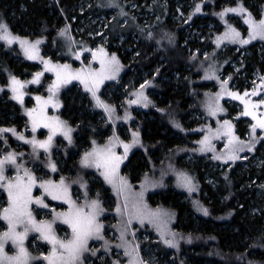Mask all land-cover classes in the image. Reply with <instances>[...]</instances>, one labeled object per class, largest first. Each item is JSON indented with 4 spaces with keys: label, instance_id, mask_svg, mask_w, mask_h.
Listing matches in <instances>:
<instances>
[{
    "label": "rangeland",
    "instance_id": "obj_1",
    "mask_svg": "<svg viewBox=\"0 0 264 264\" xmlns=\"http://www.w3.org/2000/svg\"><path fill=\"white\" fill-rule=\"evenodd\" d=\"M170 6L174 9L169 12ZM197 6L199 5H193L186 0H76L72 10L64 12V9L59 7L63 17L62 19L57 17L59 23L55 22L52 27L49 26L53 30L52 36L49 37L51 41L46 37L49 28L41 33L22 30L19 26L16 27L19 29H15L14 25L17 23L15 20L10 19L13 22L11 25L5 18H0V22L7 23L14 35L25 39L26 46L40 41L36 45L38 58L31 59L25 48L21 47L20 41L7 44L6 41L0 40V46L3 45L0 47L3 49L1 51L7 53L3 58L9 62V65H2L0 72V103H11L18 116L20 109L12 103L15 94L9 86L12 76L23 82L20 90L31 92L32 87L25 90L23 86L28 85L35 73L39 71L48 73L49 75L42 76L43 78L46 76L42 96L43 98L52 96L54 104L59 106L60 100L53 94V90L45 88L52 86L53 81L55 83L57 81L56 72L49 70L45 66V61H51L52 65L56 66L67 65L68 68L66 70L61 68V71L73 74L79 70H83L84 73L90 70L99 72L101 61L98 57L103 58L106 65L112 60L113 55L119 61L118 70L112 71L109 68L103 81L96 87V96L112 106L111 118L109 112L100 107L92 95L91 89L94 85L91 80L87 87L82 79H71L59 86L65 88L64 92L71 100V105L74 102L82 103L81 108L88 119L87 122L92 124L85 129V121L79 125L72 120L73 124H76L73 127L75 133L82 134V138L87 134L91 144H88L90 143L88 140L81 145L82 142H78V134H75L79 146L74 150L76 152H69L64 157L63 150L67 149L65 142L75 143L72 133L71 140L68 136L63 138L65 142L61 141L53 157L63 161L70 158L69 162L75 166L78 163L79 151L88 144L89 147L81 154L82 160L84 154L92 153L93 149H108L122 158L112 175L115 184L110 183L105 177V168L102 165L98 167L94 161L81 165L79 181H83L86 169L95 188L93 194L87 195V201L81 208L85 212H90L91 201H99L97 219L103 227L99 235L89 238L77 264H129L130 261L139 264L141 260L144 264H192L188 252L191 254L202 252L196 249L187 250L189 247H195L193 246L195 238L201 237L196 235L201 228L196 216L204 219L211 218L208 217L210 214L213 216L210 208L213 200L208 190H203V185L215 191L221 181H224L227 188L232 187L230 191L236 190L255 198L251 201V211L257 213L259 211L255 207V200L262 203L264 208V129L257 127L253 132L252 125L257 121L252 115L247 114L248 111H253L256 116L264 117V104L257 103L264 100V68L261 69L254 64V56L260 61L264 59V37L257 35L249 38L252 31L249 20L258 23L264 19L262 7L257 9L259 12L257 15L251 10L255 6L254 3L245 7L248 12H225V9L238 8L234 0H226L222 9L218 11V17L216 14L213 16L218 22H213L206 21L205 14H198ZM249 12L251 16L248 15ZM194 13L198 14L197 17L191 18ZM241 16L243 19L240 20ZM166 19L178 32L181 47L188 55L196 56L201 53V60L194 68L187 66L178 72L169 70L164 52L169 51L173 41L171 44L169 41L165 50H162L161 46H154L144 59H139L142 52L137 44L142 40V33L146 30L149 32L155 26L166 22ZM196 19L199 21L195 22ZM240 26L245 28L244 33ZM230 28H235L240 35L226 38V33L231 35ZM209 34L210 41L206 43ZM241 40H248V43H242ZM254 44H257L255 55L249 47ZM101 49L104 50L103 53ZM156 56L154 65L149 69L140 62ZM50 77L53 81H47ZM146 81L148 83H145ZM163 84L174 91L187 85L190 91L195 88L201 94L198 96L194 94L193 99L185 103L186 130L183 132L174 125L178 130L169 135L177 136L178 145L161 149L157 144L148 141L149 138L145 137L144 131L150 122L156 120L154 111H163L166 118L175 116L166 109L172 102L164 105L160 103V99L164 98ZM41 89L37 88L36 94H40ZM245 101H248L247 105ZM54 104L52 109L58 110V106ZM253 104H256L255 108L252 107ZM154 105L158 108L156 106L155 109ZM209 106H218L215 114H212ZM23 109L27 112L26 109L30 108L24 106ZM64 110L68 112V105L65 104ZM1 116L2 126L13 124L17 131L20 129L25 132L26 129L28 134L32 132L19 117L15 121L4 123ZM73 117L71 115L72 119ZM225 121L229 123L225 124ZM158 126L161 127V123ZM85 130L86 133L83 132ZM8 136V133H4L0 138V159L7 153H15L16 159L19 160L27 158L28 150L23 148L20 142L10 144ZM6 138L9 140L6 141ZM125 144L129 146L127 152ZM175 148L177 151H174ZM158 149L161 151L156 155ZM135 154L140 157L143 164L139 176L133 174L129 165ZM45 156L43 155L44 159L51 158L47 154ZM233 156L236 158L233 159ZM39 167L41 166H38L36 171L34 167L32 170L42 181L46 176L42 170L39 171ZM198 167L202 176L197 172ZM249 170L259 172L261 177L251 180L249 175H244ZM17 173H20L19 170L11 167L10 161H6L4 175L13 179L11 176L15 177ZM185 175L191 178V186L186 185ZM235 176H239L240 179L245 176V179L239 185L234 183L232 186L231 180ZM121 177L127 181L126 189L119 188ZM176 192L180 193L178 201L191 210L190 229L186 228L187 225L180 219L178 209L172 206V203L166 204L160 199L165 193L166 197L169 195L172 198ZM77 197L80 198L78 201H85L80 194ZM225 201L226 199L220 204L224 206ZM238 206L239 203L236 201L231 206L229 214H235ZM54 207H58L52 212L56 213L53 220H50L52 226H58L55 231L53 230L54 233L60 240L70 239L71 225L65 223L57 214L67 212L72 205L56 204ZM117 208L120 210L117 211ZM202 208L208 209L207 214L201 210ZM227 213L226 211L220 215L218 221L226 222ZM38 215L41 218L39 213ZM34 217L39 221L37 215ZM64 229L70 235L67 239H64L61 233ZM17 230L22 231L23 227ZM3 231L5 230L0 224V232ZM34 238L35 242L32 243L39 244V254L34 253L32 245L31 247L29 245L30 240ZM165 239H173L174 243L165 244ZM24 245L32 256L36 257L30 264H48L44 256L51 252L53 246L49 241L42 239L39 232L29 231ZM4 250L8 253L17 251L11 241L5 243ZM41 253L44 256H41Z\"/></svg>",
    "mask_w": 264,
    "mask_h": 264
},
{
    "label": "trees",
    "instance_id": "obj_2",
    "mask_svg": "<svg viewBox=\"0 0 264 264\" xmlns=\"http://www.w3.org/2000/svg\"><path fill=\"white\" fill-rule=\"evenodd\" d=\"M75 1L76 0H0V18H5V20L8 23H11V25H13V22L10 19L15 20L17 22L14 25L15 29H19L16 28L17 26H19L20 28H22V30L27 29L28 31H39L41 33L44 32L43 30L49 28V31L47 33L48 36L46 37L49 41H51L49 37L52 36L53 30H51L50 27H52L51 25L55 22L59 23V21H57V17H60L61 19L63 17V15L60 13V8L64 9V12L72 10L73 6H75ZM186 1H190L191 3H193V5H199L200 10L198 11V14H205L206 21L212 20L213 22H218V20L213 16L216 14V16L218 17V11H220L223 7V4L226 3V0ZM253 3L255 4V6H253L251 10L256 12L257 15L259 13L257 9L259 7H262L261 13L263 17L264 0H234V4H236L238 7H240V5L242 4L244 8L246 6L249 7L248 5ZM168 9L170 12L174 8L170 6V8ZM59 14H61V16H59ZM197 15L196 13H194L193 15H191V18H196ZM241 19H243L242 16L240 20ZM198 21L199 19L195 20V22ZM240 29L242 32L243 30H245V28H241V26ZM147 31L148 30L142 33V40L137 44V47L142 52L139 59H144L146 55L151 52L154 46H161V49L165 50V46L169 44V41L170 44L173 41L174 43L171 44V48L169 49V51H161L165 53L164 55L166 57L167 65L171 72L182 71L181 69L187 66H192V68H194L195 65L200 62L201 53L197 54L196 56L188 55L187 52L181 47L178 32L171 27L170 21H168L167 19L166 22H163L159 26H155L149 32ZM209 41L210 34L208 35L206 43H208ZM256 45L257 44L249 46L251 47L253 55L257 53ZM0 47H3V45H1ZM1 50L3 49L0 48V72L2 70L3 64L9 65V62L3 58L5 55H7V53ZM256 57L257 56H254V64H256V66L260 67L261 69L264 68V59L260 61ZM156 58L157 56L155 58H149L148 60H145V62H140L146 69H149V67H152V65H154L153 62L156 60ZM163 85L164 87H162V89L164 90V98L160 99V103L164 105L166 103L172 102V105L166 109L169 110L171 115L174 114L175 116H168L169 118H166L163 111H154L153 113L156 116V120L150 122L146 131H144L145 137L147 139L149 138L148 141L150 140L151 143L157 144L161 149L165 147L172 148L173 146L178 145L179 141L177 136L171 137L169 135H171L173 132L176 133L175 131H177L178 129H175V127H178L183 132L186 130L185 103L187 104L188 101L193 99L194 94H196L197 96L201 94V92L196 91L195 88H192L190 91V88L188 89L187 85L182 88L180 87L179 89H177V91H174L171 87L166 88L165 84ZM69 90L71 91V89ZM67 96L68 95H66V93L63 94V100L65 101V104L68 105V112L65 111V114L68 113L70 118L71 115H73L74 117L73 119L71 118V122L73 120L79 125H81V123L85 121L86 129V127H89V125L92 123L87 122L88 119H86L85 113L81 108L82 103L80 104L78 102H74V104L71 105V100L68 99ZM156 106L157 105H154L155 109ZM0 115H2L1 121H3L4 123L15 121L19 117L17 115L15 107L11 103H0ZM159 123H161V127L158 126ZM75 125L76 124H73L74 127ZM83 132L86 133L87 131L85 130ZM76 134H78V142H82L81 145L87 142V134H84V139L81 137V133L76 132ZM161 149H158L156 155H159ZM174 151H177V149L175 148ZM69 161L70 158L65 163L66 168L70 166L73 169L74 166ZM129 165L133 170V174L139 176L140 171L143 168V164H141L140 157H138L137 154H135L130 160ZM197 172L200 176H202L200 167H198ZM244 175H249L251 180L255 177L257 179L261 177V174L259 172H256L255 170H249V172H247L246 174L244 173ZM243 179H245V176L241 179L239 176H235L233 180H231L232 186L234 183H238L237 185H239V183ZM231 188H227V185L224 183V181H221L215 191H213L210 187L203 185V190H208V193L213 200L212 204H210L213 216L211 214L208 215V217L211 216V218L208 219L196 216L201 226L200 231L196 233V235H200L201 237L195 238L193 240V244H195L193 246L195 247H189L187 248V250L189 251L191 249H196L198 252H202L199 254H191L190 252H188L192 264H264L263 205L258 200H255V207L260 211V213L259 211L258 213L251 211V201L255 198L253 196L248 197V194H241L239 192H236V190L230 191ZM166 194L167 193L161 195L160 199H162V201H164L166 204L172 203V206L178 209V214L182 222L187 225L186 228H192L191 210L180 201H178L180 193H173L174 195L172 198L169 197V195L168 197H166ZM224 198L226 199V201L223 206L220 203L221 201H223L224 203ZM236 201L239 203V206L236 207L235 214H229L231 206ZM222 210H224V212H228L225 220L226 222L218 221L220 215L224 214ZM105 216L106 214L103 215V217ZM193 227H195V225H193ZM179 237L181 238V235H179ZM211 243L213 244V246H211Z\"/></svg>",
    "mask_w": 264,
    "mask_h": 264
},
{
    "label": "snow or ice",
    "instance_id": "obj_3",
    "mask_svg": "<svg viewBox=\"0 0 264 264\" xmlns=\"http://www.w3.org/2000/svg\"><path fill=\"white\" fill-rule=\"evenodd\" d=\"M200 8L197 6L196 11H199ZM225 12H248L246 8L241 4L238 8H229L225 9ZM223 15V13H221ZM251 16V13H248ZM249 24L251 25L252 31L250 32L249 38H254L259 35L264 37V19H261L258 23H254L249 20ZM230 33L225 34L226 38H235L240 35V33L235 28H230ZM0 40H4L7 44H12L15 41H20L21 47L25 48V52L29 54L31 59H37V48L36 45L40 43L39 40L35 41V43L27 44L25 39L21 38L18 35H14L10 27L5 22H0ZM219 43V39L217 41ZM242 43H248V40H241ZM103 53V49L100 50ZM100 58L101 61V70L99 72L95 70H90L88 73H84L83 70L77 71L75 74L69 73L67 71H61V68L67 69V65L56 66L52 65L51 61H45V66L49 68L51 71L56 72L57 81L56 84L50 86V88L58 89L60 84L67 83L71 79H82L85 82V86H88L89 80L94 85L91 89L92 95L95 97L97 104L104 108L109 112V118H111V113L113 111L112 106L106 104L104 101L100 99L99 96H96V87L103 81L105 78V72L110 68L112 71H117L119 67V61L115 57L112 56V60L106 62L103 58ZM42 73H36L34 77V82H39V77ZM145 83H148L147 81ZM23 82H21L17 77H11V85H9L12 89V92L15 94L14 98L21 103H23V93L20 91ZM143 88V85H141ZM142 95V93L140 94ZM233 95H237L233 93ZM239 98V97H238ZM38 108H30L26 109L29 116L32 117L33 130L38 123L43 121H52V123L46 124L47 127L52 129V134H55L57 131H63L65 136H68L69 140H71L70 132L71 128L66 126V122L60 121L58 117H47L44 109L47 104L53 103L52 96H49L47 99L37 96L36 97ZM136 101H132L135 103ZM258 104H264V100H260L257 102ZM245 104H248V101H245ZM54 106H58L54 104ZM212 114H215L217 107L209 106ZM253 108L256 107V104L252 105ZM222 110V109H221ZM248 115H252L257 123L252 125L253 132H255L257 127L264 129V117L256 116L253 111H248ZM228 121H225V124H228ZM179 126V125H177ZM13 132L15 133L14 128L3 129L0 128V133L2 132ZM20 139H25L22 134L16 133ZM138 135V133L136 134ZM207 139V138H206ZM35 146H39L41 148H50L52 142V135H49L46 141H37L34 138L29 141ZM125 152H127L128 145L125 144ZM15 153H8L3 159H0V182L7 180L6 184H3L4 187L7 188L8 194V205L0 209V216L3 217L5 221H7V230L0 232V264H30V262L36 257L32 256L29 250L25 247L24 241L27 238V234L29 231H37L41 234V238L49 241L52 244L51 252L44 256L41 253V256H44V259L48 261V264H77L80 260L82 252L86 249L87 243L90 237L93 235H99L103 225L98 221L97 217L99 215V201L93 200L91 201V211L85 212L83 208L77 207L75 203L68 199V202L72 207L68 209L67 212L58 213V217L62 218L65 223L71 225L72 228V236L67 240H60L56 237L53 228L52 222L41 220L37 221L32 214L31 208L29 207L33 200L37 204H43L44 201L41 197H33L32 196V188L36 184L35 177L27 170H24V176L28 177L25 180L22 176L17 173L16 178L10 179L4 175V164L6 161L15 162ZM233 159L236 157L233 156ZM122 158L115 155V153L111 152L108 149H93L92 153H85L83 163L88 164L91 161H94L96 165L103 166L105 168V177L109 180L110 183H114L115 181L112 179V175L116 172L119 162ZM51 168L55 169V164L52 163L49 165ZM185 183L188 186L192 185V180L190 177L185 175ZM45 192L49 195H52L53 199H66L67 198V188L64 184L63 178L56 183L54 181H43L40 185ZM127 181L124 178H120L119 180V188L126 189ZM47 207V205H45ZM120 209L117 208V211ZM205 214H207L208 209H201ZM19 225H23V230L18 231L17 228ZM7 241H11L15 246L17 251L9 255L5 252L4 247ZM165 244H173V239H165ZM60 251H57V249ZM129 264H135L134 261H130ZM139 264H144L141 260Z\"/></svg>",
    "mask_w": 264,
    "mask_h": 264
},
{
    "label": "crops",
    "instance_id": "obj_4",
    "mask_svg": "<svg viewBox=\"0 0 264 264\" xmlns=\"http://www.w3.org/2000/svg\"><path fill=\"white\" fill-rule=\"evenodd\" d=\"M39 73H40V71H39ZM43 75H49V74L46 73V72H42V75L39 77V82L38 83L34 82V77L35 76H33L29 80L28 85H26L25 87L23 86V88L25 90L26 89H31V87H32V91L31 92H27V90L25 92H23V90H20V91H22L24 93L23 94V103H21L20 101L16 100L15 98L12 99V97L10 95V97L12 99V103L17 108L20 109V111H19V120L23 124H25L28 129H30L33 132V135L30 136L26 132V129H25V132L21 131L20 129L17 131L16 126H13V124H11V125L10 124L9 125H4L3 124V126H4L3 127L1 125V123H0V128H3V129L14 128L15 129V133L8 132V131L0 133V138H2L1 136L4 133H8L9 134L8 138L10 140L8 138H6V141L9 140L10 144H13L14 142H16V143L20 142L23 145V148H26L28 150V153H27L28 157L27 158L25 157L24 160H19V159L15 158V162L14 163L12 161H10V166L11 167H16L19 170V172H20L19 175L22 176L25 180L28 179V177L24 176V170L25 169H27L28 171L33 173V174L32 173L31 174L35 177L36 184L32 188V196L33 197H41L43 199L44 203L43 204H37L35 202V200H33L29 207L31 208L33 216L34 215L38 216L39 221H41V220L50 221V220H53V218H54L56 213L52 214V217L50 216V217H47V218H42V217L39 218V215H38V213L40 214L39 210L40 211H43V210L44 211H50L52 209V206H54L56 204H62V205L66 204V205L69 206L70 204L68 202V199H71L75 203V205L77 207H82V206H84V204L87 201V197H88L87 195L93 194L95 188L92 186V184L90 182V175H89V172L86 169H85V175H84L83 181H81V182L79 181L81 165L83 163L81 154H83L82 152L85 151L89 147L88 144L89 145L91 144L90 138H87V141L88 140L90 141V143L88 142L87 147L82 149V151H79L78 163L74 166L73 169L70 166H68L66 168V166H65V162L66 161H63L62 159H60V160L57 159L56 160L54 157H55V150L57 148H59L58 146L61 143V141L65 142L63 138H66L67 136L64 135L63 131H57V132H55V134H52V129L50 127L46 126V124L52 123V121L40 122L35 127V130H33L32 117L29 116L28 112H25L24 109H23L24 106H26L28 108H38V103H37L36 97L37 96L43 97L42 95H44L43 89H44V83H45V80H46V76H45V78H43L42 77ZM48 80L51 81L52 80L51 77L48 78L47 81ZM55 84L56 83L53 81V85H55ZM37 88H42L40 94H36V89ZM45 88H50V87L46 86ZM51 89L53 90V94H55V96H57L58 99L60 100L59 106H58V110L59 111L58 110H53L52 109L53 108L52 107L53 104L49 103V104H47L46 108L44 109L47 117H58L60 121L66 122V126L71 128L70 134H72V133L74 134V139H75V143L74 144H71V143L69 144V143L65 142L67 149L63 150V156L66 157L67 153L76 152L74 150L77 149L79 144H78V142L76 140L77 138L75 137L76 133H75V130H74V127H73V123L71 122V118L69 117L68 113L65 114V110H64L65 102L62 100L64 98L63 94L65 93L64 92L65 88L62 87V88H58V89H54V88H51ZM45 99H47V98H45ZM56 114H58V115H56ZM16 133L22 134L25 137V139H20L19 136L16 135ZM49 135H52V142H51L50 148H48V149L41 148L38 145L35 146V148H34L33 144L29 142L33 138L35 140H37V141H46ZM0 142H1V140H0ZM46 154L51 156V158L44 159L43 155L45 156ZM4 155H5V153H4ZM53 155H54V157H53ZM52 163L55 164V166H56L55 169H53V168H51L49 166ZM31 165H33V166H31ZM35 166H41L46 172L49 173V177L43 179L42 181H40L41 178L35 172L36 170L35 171L32 170V168L35 167ZM66 170H68V171H66ZM67 173L69 175H71V176H67L68 175ZM41 177H42V173H41ZM11 178H13V180H14L16 178V174H15V177H13V175H12ZM61 178H63L64 184H65V186L67 188V198L66 199H53L52 195H49L40 186L41 182H43V181H54L56 183H59ZM6 183H7V180H5L3 182H0V192L1 191L3 192V198L5 200V203L2 206V208L7 207V205H8L7 188L3 186V184H6ZM78 194H80L82 197H84V199H85L84 202H79L77 200V195ZM45 205H47V207H45ZM0 224H1V227L4 228V230H7V226H8L7 225V221H5L2 216H0ZM22 227H23V225H19L17 229H21ZM52 228L55 231L58 228V226L57 225H53ZM35 238L30 240L31 244L29 243V245H30V247L32 245L33 248H31V249H32V251L34 253H38L39 254L40 252L33 246V243H32V242H34ZM14 253H8V254L12 255Z\"/></svg>",
    "mask_w": 264,
    "mask_h": 264
},
{
    "label": "bare ground",
    "instance_id": "obj_5",
    "mask_svg": "<svg viewBox=\"0 0 264 264\" xmlns=\"http://www.w3.org/2000/svg\"><path fill=\"white\" fill-rule=\"evenodd\" d=\"M188 5H189V4H188ZM160 74H161V73H160ZM79 199H80V198H78V197H77V200H79ZM66 232H67V233H68V235H69V232H68L67 230H66ZM220 248H221V246H220Z\"/></svg>",
    "mask_w": 264,
    "mask_h": 264
},
{
    "label": "built area",
    "instance_id": "obj_6",
    "mask_svg": "<svg viewBox=\"0 0 264 264\" xmlns=\"http://www.w3.org/2000/svg\"><path fill=\"white\" fill-rule=\"evenodd\" d=\"M67 234V233H66Z\"/></svg>",
    "mask_w": 264,
    "mask_h": 264
}]
</instances>
